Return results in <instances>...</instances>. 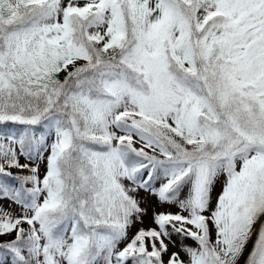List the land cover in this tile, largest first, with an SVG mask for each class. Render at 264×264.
Returning a JSON list of instances; mask_svg holds the SVG:
<instances>
[{
    "label": "snow or ice",
    "instance_id": "snow-or-ice-1",
    "mask_svg": "<svg viewBox=\"0 0 264 264\" xmlns=\"http://www.w3.org/2000/svg\"><path fill=\"white\" fill-rule=\"evenodd\" d=\"M0 264H264V0H0Z\"/></svg>",
    "mask_w": 264,
    "mask_h": 264
},
{
    "label": "rangeland",
    "instance_id": "rangeland-1",
    "mask_svg": "<svg viewBox=\"0 0 264 264\" xmlns=\"http://www.w3.org/2000/svg\"><path fill=\"white\" fill-rule=\"evenodd\" d=\"M42 167V170H43V165L41 166ZM161 211H175L176 209L175 208H172V207H168V208H165V207H160ZM150 223L149 221H146V224ZM187 243L189 244H193L194 242L192 241H188Z\"/></svg>",
    "mask_w": 264,
    "mask_h": 264
},
{
    "label": "trees",
    "instance_id": "trees-1",
    "mask_svg": "<svg viewBox=\"0 0 264 264\" xmlns=\"http://www.w3.org/2000/svg\"><path fill=\"white\" fill-rule=\"evenodd\" d=\"M254 242V241H253ZM250 248H251V245L249 246V250H250Z\"/></svg>",
    "mask_w": 264,
    "mask_h": 264
}]
</instances>
